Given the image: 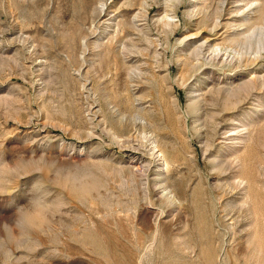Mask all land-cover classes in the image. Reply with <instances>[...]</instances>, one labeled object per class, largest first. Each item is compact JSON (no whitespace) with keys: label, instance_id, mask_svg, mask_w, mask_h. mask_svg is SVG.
Wrapping results in <instances>:
<instances>
[{"label":"rangeland","instance_id":"rangeland-1","mask_svg":"<svg viewBox=\"0 0 264 264\" xmlns=\"http://www.w3.org/2000/svg\"><path fill=\"white\" fill-rule=\"evenodd\" d=\"M0 264H264V0H0Z\"/></svg>","mask_w":264,"mask_h":264}]
</instances>
